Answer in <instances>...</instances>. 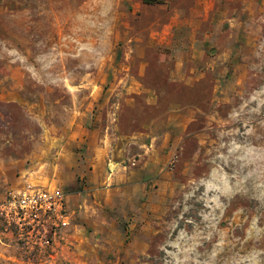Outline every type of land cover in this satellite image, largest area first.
<instances>
[{"label":"rangeland","instance_id":"374dc122","mask_svg":"<svg viewBox=\"0 0 264 264\" xmlns=\"http://www.w3.org/2000/svg\"><path fill=\"white\" fill-rule=\"evenodd\" d=\"M164 5L0 0V199L55 189L70 214L45 253L0 226V264H264V0H223L185 67ZM97 155L143 195L91 185Z\"/></svg>","mask_w":264,"mask_h":264},{"label":"crops","instance_id":"0c3cea01","mask_svg":"<svg viewBox=\"0 0 264 264\" xmlns=\"http://www.w3.org/2000/svg\"><path fill=\"white\" fill-rule=\"evenodd\" d=\"M221 2L223 0H165L163 9L167 12L166 19L157 30H152V34L160 36L161 45H165L167 48H172L174 45L173 36L175 31H178L177 35L185 36L176 41L178 45L175 44L177 50L179 48L183 56L182 61L178 63V67H185L189 61H195L203 57L197 52L200 47L202 49L207 44V37L212 34L208 30L211 24L208 26L207 24L211 16L214 15L213 11L219 12L221 10ZM198 35L206 36L205 40L204 38L199 39ZM91 161L92 170L89 175V183L94 187L105 184L111 186L114 183V185H118V188L113 187L114 190L124 191L128 188L133 190L135 195H143L148 178V172H145L144 168L126 172V169L122 170L120 168L119 163L110 160L108 164L106 158L102 155L91 158ZM113 162L117 168L108 178L107 167L113 166Z\"/></svg>","mask_w":264,"mask_h":264},{"label":"built area","instance_id":"2783aa9c","mask_svg":"<svg viewBox=\"0 0 264 264\" xmlns=\"http://www.w3.org/2000/svg\"><path fill=\"white\" fill-rule=\"evenodd\" d=\"M0 226L30 251L45 253L70 226L66 195L55 189L22 188L0 199Z\"/></svg>","mask_w":264,"mask_h":264}]
</instances>
